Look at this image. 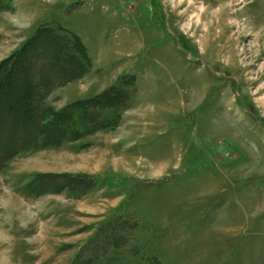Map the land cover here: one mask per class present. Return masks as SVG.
Wrapping results in <instances>:
<instances>
[{"label":"rangeland","instance_id":"obj_1","mask_svg":"<svg viewBox=\"0 0 264 264\" xmlns=\"http://www.w3.org/2000/svg\"><path fill=\"white\" fill-rule=\"evenodd\" d=\"M219 1L0 0V264H264V0Z\"/></svg>","mask_w":264,"mask_h":264},{"label":"bare ground","instance_id":"obj_2","mask_svg":"<svg viewBox=\"0 0 264 264\" xmlns=\"http://www.w3.org/2000/svg\"><path fill=\"white\" fill-rule=\"evenodd\" d=\"M210 1L211 0H209V2L208 3H210ZM235 1H237V0H220L219 1V3H218V5H215L214 3L213 4H210V7L212 8V9H216V11L213 13V15L215 16V17H218L219 15H222L223 13H225L227 10H228V8L230 7V6H232V5H234V2ZM253 1H255V0H253ZM260 3V5L262 4V2L260 1L259 2ZM236 6V5H235ZM251 5H249L248 7H250ZM209 7V8H210ZM247 7V8H248ZM246 8V9H247ZM246 9H243L242 11H236V13L237 12H239V16H241V17H243V18H246L245 19V21H246V23L247 22H249L250 20H251V18H249V17H247V11H246ZM256 10V9H255ZM257 11V10H256ZM256 11H254L253 13H255V14H257V12ZM226 15V14H225ZM224 16V15H223ZM255 28H257L258 27V24H256V25H253Z\"/></svg>","mask_w":264,"mask_h":264},{"label":"crops","instance_id":"obj_3","mask_svg":"<svg viewBox=\"0 0 264 264\" xmlns=\"http://www.w3.org/2000/svg\"><path fill=\"white\" fill-rule=\"evenodd\" d=\"M76 82H74V83H71V84H69V85H67L65 88L67 89L66 91L67 92H70V94H73V90L74 89H76V84H75Z\"/></svg>","mask_w":264,"mask_h":264},{"label":"trees","instance_id":"obj_4","mask_svg":"<svg viewBox=\"0 0 264 264\" xmlns=\"http://www.w3.org/2000/svg\"><path fill=\"white\" fill-rule=\"evenodd\" d=\"M23 50V49H22ZM22 50H20L19 52H21Z\"/></svg>","mask_w":264,"mask_h":264}]
</instances>
